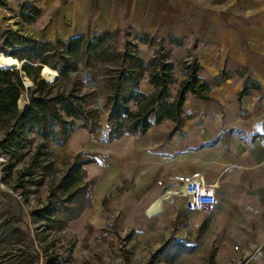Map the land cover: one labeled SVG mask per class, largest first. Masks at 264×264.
I'll use <instances>...</instances> for the list:
<instances>
[{"label": "crops", "instance_id": "0c3cea01", "mask_svg": "<svg viewBox=\"0 0 264 264\" xmlns=\"http://www.w3.org/2000/svg\"><path fill=\"white\" fill-rule=\"evenodd\" d=\"M34 9L39 12L28 21ZM0 28L44 41L130 30L161 40L175 68L196 60L198 76L214 83L210 97H186L184 123L172 136L171 120L113 140L106 128L95 134L79 128L67 144L52 143V151L67 157L84 152L96 160L85 166L86 179L96 177L94 199L124 171L136 209L148 218L166 212L170 199L157 215L148 209L165 198L169 179L201 172L217 183L219 204L205 219V231L218 237L216 264H264V0H0ZM221 73L225 78L214 82ZM175 76L173 92L186 78L176 69ZM141 89L156 91L148 77ZM85 218L72 221L80 225Z\"/></svg>", "mask_w": 264, "mask_h": 264}, {"label": "trees", "instance_id": "16d2710c", "mask_svg": "<svg viewBox=\"0 0 264 264\" xmlns=\"http://www.w3.org/2000/svg\"><path fill=\"white\" fill-rule=\"evenodd\" d=\"M3 34L0 52L26 61L20 72L0 62V264H63L67 227L91 206L96 179L86 180L85 166L96 160L78 152L56 170L52 143L67 144L79 128L90 134L106 128L109 140L141 136L164 120L174 123L172 136L184 123L186 97L207 99L214 83L199 77L201 65L187 59L186 78L173 92L177 78L169 51L160 49L146 61L136 45L116 48L108 30L66 41L39 40L21 30ZM38 63L57 71V79L41 77ZM23 74L32 87L25 88ZM146 77L156 88L152 95L141 89ZM224 78L221 73L214 82ZM25 91L29 104L23 110L18 100Z\"/></svg>", "mask_w": 264, "mask_h": 264}, {"label": "rangeland", "instance_id": "374dc122", "mask_svg": "<svg viewBox=\"0 0 264 264\" xmlns=\"http://www.w3.org/2000/svg\"><path fill=\"white\" fill-rule=\"evenodd\" d=\"M5 30L0 28V36ZM114 35L112 42L116 48L136 45L146 61L160 49L169 51V47L161 40L146 34L124 30ZM10 53H14V50L9 51ZM21 61L23 64L24 60ZM183 65L181 61L175 68L179 78L184 74ZM9 70L20 72L18 66ZM22 76L25 88L32 87L33 81L25 74ZM26 78L31 81L30 86L26 85ZM88 87L93 88L91 85ZM20 100L24 103L21 105L23 109L29 102L26 91ZM96 105L100 106L99 98L96 99ZM1 134L0 130V136ZM54 157L55 169L60 170L62 161L67 156L60 152ZM1 162L0 158V167ZM90 168L97 170L95 164ZM2 186L0 180V187ZM132 190V182L125 177L124 171L117 175L116 181L101 199L93 198L94 189V201L82 213L86 215L84 223L79 225L72 221L67 227L64 240L68 261L63 264H216L214 259L218 237H211L205 231L206 218L199 214L195 219L190 218L181 194H177L172 200V192L169 191L165 198L155 200L147 208L149 216L163 212L164 199H171L166 204L164 214L148 218L144 212L136 209ZM42 192L45 193L43 190ZM39 194L33 197L38 198ZM196 222H200V225L196 226Z\"/></svg>", "mask_w": 264, "mask_h": 264}, {"label": "built area", "instance_id": "2783aa9c", "mask_svg": "<svg viewBox=\"0 0 264 264\" xmlns=\"http://www.w3.org/2000/svg\"><path fill=\"white\" fill-rule=\"evenodd\" d=\"M5 39L6 35L2 34L0 42ZM249 110L254 111L255 106H251ZM167 182L165 196L169 195V191L172 192V197L176 194L183 195L186 199L185 208L189 213L199 214L201 217L207 218L219 204L217 183L208 180L201 172L189 175L180 174ZM158 183L163 184V181ZM195 225L199 226L200 222H196Z\"/></svg>", "mask_w": 264, "mask_h": 264}, {"label": "bare ground", "instance_id": "6f19581e", "mask_svg": "<svg viewBox=\"0 0 264 264\" xmlns=\"http://www.w3.org/2000/svg\"><path fill=\"white\" fill-rule=\"evenodd\" d=\"M0 62L6 64L8 67L10 68H15L18 66V69H20L22 67V61L21 63L18 62L17 59H15L13 56L11 55H6L2 52H0ZM58 77V72L51 69L48 66H45L44 69V78L49 81V82H54ZM25 83L27 86L31 85V81L29 79H25ZM18 104L21 106L23 103V101L18 100Z\"/></svg>", "mask_w": 264, "mask_h": 264}, {"label": "water", "instance_id": "95a60500", "mask_svg": "<svg viewBox=\"0 0 264 264\" xmlns=\"http://www.w3.org/2000/svg\"><path fill=\"white\" fill-rule=\"evenodd\" d=\"M24 61H26V60H24ZM23 61V62H24ZM39 65H41L42 67H41V70H40V74H41V77H43L44 78V69H45V66H47V65H45V64H42V63H38ZM21 69V68H20ZM28 104H29V102H28ZM28 106V105H27ZM27 106L26 107H24L23 108V110L24 109H26L27 108ZM19 107L21 108V106L19 105ZM22 109V108H21Z\"/></svg>", "mask_w": 264, "mask_h": 264}]
</instances>
